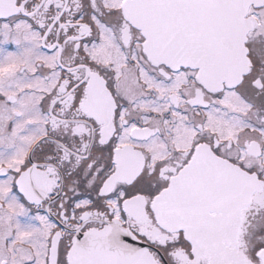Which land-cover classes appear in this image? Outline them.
I'll use <instances>...</instances> for the list:
<instances>
[{
  "label": "snow or ice",
  "instance_id": "6c2138e0",
  "mask_svg": "<svg viewBox=\"0 0 264 264\" xmlns=\"http://www.w3.org/2000/svg\"><path fill=\"white\" fill-rule=\"evenodd\" d=\"M0 264H264V0H0Z\"/></svg>",
  "mask_w": 264,
  "mask_h": 264
}]
</instances>
